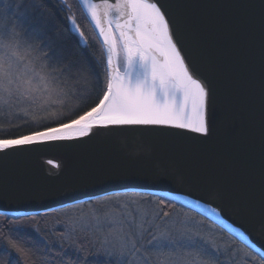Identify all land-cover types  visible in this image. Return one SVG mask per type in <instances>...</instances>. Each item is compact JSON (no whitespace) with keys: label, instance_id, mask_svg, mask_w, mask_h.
I'll list each match as a JSON object with an SVG mask.
<instances>
[{"label":"water","instance_id":"water-1","mask_svg":"<svg viewBox=\"0 0 264 264\" xmlns=\"http://www.w3.org/2000/svg\"><path fill=\"white\" fill-rule=\"evenodd\" d=\"M179 2L187 5L232 125L222 124L208 143L183 130L122 128L0 151V215L151 194L200 213L264 256V0Z\"/></svg>","mask_w":264,"mask_h":264},{"label":"snow or ice","instance_id":"snow-or-ice-1","mask_svg":"<svg viewBox=\"0 0 264 264\" xmlns=\"http://www.w3.org/2000/svg\"><path fill=\"white\" fill-rule=\"evenodd\" d=\"M78 3L83 5L84 18L90 20L104 46L102 94L86 110L70 108L66 116L57 113L50 126L42 125L19 136L5 135L0 138V151L82 140L100 131L122 128L183 130L198 134L201 143H208L222 124L228 128L232 125V119L223 114L222 94L199 34L184 12L187 5L179 0ZM61 7L83 38L85 32L76 18L79 9L71 2ZM260 8L264 19V4ZM15 9L11 15V8L0 10L4 23L0 33V102L9 108L13 100L35 105L38 100L33 92L42 90L49 96L48 105L55 107L57 101L51 96L55 93L58 98L61 93L59 88L50 90V86L57 85V72L62 70L44 63L49 59L48 53L28 60L30 49H35L29 45L21 51L18 40L19 32H26L34 23L39 26L43 17L35 20L34 14L30 16L25 0L16 3ZM26 84L42 87L25 91ZM5 131L0 127V132ZM142 204H152L153 208L144 210ZM172 207L171 201L139 193L135 199H109L106 205H93L83 219L68 216L61 228L77 243L91 244L94 240L95 246L108 257L106 264H137V258L142 264H218L219 249L210 251L204 244L197 248L191 237L183 242L175 240L170 230L156 223L170 217L171 212L164 209ZM232 250L231 246L227 249L229 253ZM246 262L264 264V256L258 260L254 255L246 256Z\"/></svg>","mask_w":264,"mask_h":264},{"label":"trees","instance_id":"trees-1","mask_svg":"<svg viewBox=\"0 0 264 264\" xmlns=\"http://www.w3.org/2000/svg\"><path fill=\"white\" fill-rule=\"evenodd\" d=\"M19 2L20 0H12L10 5L13 10H16L15 4ZM36 2L38 0H25L26 10L30 16L34 14L35 20H40L41 17L43 20L39 26L34 23L35 30L29 27L26 32H19L18 40L21 51L29 45L35 49V51L30 49L28 60H34L37 56L48 53L49 59L44 63H51L53 67L62 70L57 72L59 78L57 85L50 86V90L59 88L61 94L58 98L55 93L51 96L52 100L57 101L55 107L48 105L49 96L42 90L33 92L38 100V104L35 105L23 101L17 103L13 100L12 107L9 108L0 102V127L7 130L0 132V138L5 135H23L30 130H38L42 125L50 126L57 113L66 116L70 108L86 110L97 101L104 88V52L90 20L84 18L85 13L81 5L76 6L79 9L76 18L85 32V45L71 30L70 21L66 19L68 15L66 9L61 6H31ZM74 2L78 3V0ZM5 5L9 4H1L0 10H8L9 6ZM41 87L26 84L25 91ZM44 108H47V111H44ZM136 194L111 195L92 200V204L88 201L34 216L0 215V264H106L108 257L102 253V249L95 246L94 240L91 244L87 241L77 243L74 237H68V233L62 230L61 225L66 223V214L75 209L99 206L109 199L130 197L135 199ZM144 195L163 198L151 194ZM163 199L171 201L174 207L164 209L170 211L171 216L158 220L161 226L167 218H178L177 227H180L181 218L190 217L194 221L191 229L204 233L203 236L194 238V245L198 248L204 244L210 251L219 249L216 254L218 264H247L246 256L250 258L254 255L257 260L261 257L207 217L176 201ZM142 205L149 209L153 208L152 204ZM156 208L159 211L158 205ZM175 233H178L176 228L171 230L174 239V236H177ZM13 244L17 247H13ZM230 246L233 249L231 253L227 251Z\"/></svg>","mask_w":264,"mask_h":264},{"label":"rangeland","instance_id":"rangeland-1","mask_svg":"<svg viewBox=\"0 0 264 264\" xmlns=\"http://www.w3.org/2000/svg\"><path fill=\"white\" fill-rule=\"evenodd\" d=\"M11 3H12V0H0V6H1V4L2 5L3 4H9V5H5V6H9L8 9L11 8V10L9 11V15H11L13 12H15V10H13L11 7L12 5H10ZM3 28H4V23L2 20H0V33H2ZM119 200L124 201L126 199H119ZM107 202L108 201L102 202L100 205H102V204L106 205ZM99 206H96V207H99ZM92 208H93V206H91L87 209L80 207L78 209H75L71 213L66 214V217L71 216L74 219L86 218L90 214ZM141 208H143L144 210H147V211H151V209H149L147 206H144V205H141ZM156 210L158 211L157 208H156ZM165 220L166 221L163 223L162 227L170 230V232L174 228L177 229L178 233H175L177 235V236H174L175 240L183 242V241H186L188 237H191V241L194 244V238H196V236L197 237L203 236V234H204V233H201L199 231H193L191 229V226L193 225L194 221L192 219H190V217L184 216V218H181V220L179 219L181 221L180 227H177L178 218H167ZM156 223L161 226V223H159V221H156ZM178 251H180V249H178ZM153 255H155V254L153 253ZM137 264H142V261L139 258H137ZM161 264H163V262H161Z\"/></svg>","mask_w":264,"mask_h":264},{"label":"flooded vegetation","instance_id":"flooded-vegetation-1","mask_svg":"<svg viewBox=\"0 0 264 264\" xmlns=\"http://www.w3.org/2000/svg\"><path fill=\"white\" fill-rule=\"evenodd\" d=\"M66 2H71L75 6H80L79 3L74 2V0H38V2L31 4V6H61Z\"/></svg>","mask_w":264,"mask_h":264}]
</instances>
